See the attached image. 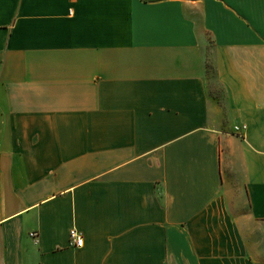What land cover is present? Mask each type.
<instances>
[{
	"label": "crops",
	"instance_id": "0c3cea01",
	"mask_svg": "<svg viewBox=\"0 0 264 264\" xmlns=\"http://www.w3.org/2000/svg\"><path fill=\"white\" fill-rule=\"evenodd\" d=\"M0 264H264V0H0Z\"/></svg>",
	"mask_w": 264,
	"mask_h": 264
},
{
	"label": "built area",
	"instance_id": "2783aa9c",
	"mask_svg": "<svg viewBox=\"0 0 264 264\" xmlns=\"http://www.w3.org/2000/svg\"><path fill=\"white\" fill-rule=\"evenodd\" d=\"M245 128V125H242V126H234L233 127V132L236 133V134H240L241 133V129H244ZM30 236L31 237H35L36 236V233L35 232H32L30 233ZM69 238L71 240V242L77 246V247H80L82 246V243H83V236L81 234V232H79L76 228H71L70 231H69Z\"/></svg>",
	"mask_w": 264,
	"mask_h": 264
}]
</instances>
